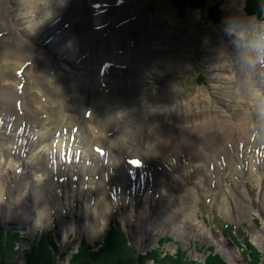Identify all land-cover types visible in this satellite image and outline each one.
<instances>
[{"label":"bare ground","instance_id":"obj_1","mask_svg":"<svg viewBox=\"0 0 264 264\" xmlns=\"http://www.w3.org/2000/svg\"><path fill=\"white\" fill-rule=\"evenodd\" d=\"M234 16L245 21L242 12ZM196 17L191 15L185 22L148 17L139 0H0V142L7 139L14 145L5 152L19 163L16 169L11 160L6 165L7 158L0 159L1 193V178L10 168L17 180L18 169L30 174L28 168H34V179L26 182L34 194L35 189L50 187L48 172H54L56 163L65 169L63 179L72 176L70 183L60 179L59 185L74 187L79 179L93 181L102 166L109 171L115 159L131 157L129 164L137 165L136 176L128 179L135 200L143 193L146 177L168 172L167 188L176 193L164 194L161 205L183 204L177 194L192 197L191 189L202 194L205 185L227 182L234 185L233 198L245 202L246 175L258 179L254 160L264 164V124L256 116L257 103L264 106V96L259 101L253 98L234 51L225 48L214 56L213 78L232 101L226 99L219 110L208 112L205 96L184 98L170 87L152 95L144 90L149 79L190 68L184 34L191 31ZM47 39H53L50 46H45ZM71 148L82 150L83 169L63 161L71 156ZM96 151L108 155L107 166L97 159L85 160ZM178 173L181 177L174 175ZM13 175L9 172L11 179ZM119 175L109 176L113 180ZM160 185L163 188V182ZM159 187L148 189L156 188L158 193ZM88 196L84 203H89ZM126 198L121 207L129 208ZM43 201L37 198L36 216L47 210L36 209L46 205ZM96 201L100 210L107 209L104 199ZM73 211L79 213L78 208Z\"/></svg>","mask_w":264,"mask_h":264},{"label":"rangeland","instance_id":"obj_2","mask_svg":"<svg viewBox=\"0 0 264 264\" xmlns=\"http://www.w3.org/2000/svg\"><path fill=\"white\" fill-rule=\"evenodd\" d=\"M139 3L148 17L155 15L165 20L172 18L185 22L191 15L197 16L194 25L191 26V31L184 34V53L191 63L190 68L180 73L167 72L157 78L147 80L144 83L145 93L152 95L170 87L179 91L184 98L205 96L207 104L204 108L208 112L221 109L228 101L231 103L224 88L219 89L213 78L214 56L225 48L233 52L236 43L234 38L225 31L224 22L235 17L234 12H242V18L245 21L250 12L264 17V0H139ZM231 5L233 8H229ZM36 37L39 38L40 35L37 34ZM51 40L53 41V39H47L45 46H50L53 43ZM19 106L21 103L18 104ZM6 140L0 142L2 145L0 159L7 158L6 147L13 148L14 146ZM61 143L63 147H66L65 141ZM54 145L55 149L58 148L59 142ZM63 149L62 154L66 152L65 148ZM73 152L67 159L63 157V161L68 160L69 164L76 163L79 167L81 166L79 156L82 155V150H73ZM10 154L11 151H8V155ZM107 156L105 152L96 151V154L91 153L85 160L97 159L98 163L101 165L106 163L107 166L109 162ZM15 157L11 159L8 157L6 165L11 160L10 162L17 169L19 163L12 162ZM129 159L134 160L131 157ZM129 159H115L109 171L102 166L97 170L98 175L93 181L88 183L87 178V181L82 179L80 183L79 179L74 187L71 184L66 185L67 187L59 185L60 179L62 183H70L72 176L68 175V172V177L63 179L61 175L65 169L62 170L63 167L60 168V165L56 163L54 172L50 171L51 174L48 172L51 180H49L50 187L45 190L42 187L40 190L35 189L34 194L31 193L34 189L29 187L28 189L26 186V182L31 183L35 177L33 167L28 168L30 174H23L18 169V180L13 175L15 170L8 169L7 175L3 174L1 178L3 185H1L2 193L0 190V195H2L0 197V218L3 225L6 229H18L25 236L19 246L22 250H31L37 245L40 236L44 233L50 234L51 243L58 250V252L54 251L57 264H70L73 256H77L81 248H84V242L88 243L91 252L100 250L111 227L115 225L122 229L137 255L147 256L154 250L161 249L164 256L185 253L194 264H205L211 255L219 257L227 264H250L249 256L251 255L255 264H264L263 163H259L257 159L254 160L256 164L253 170L258 179H248L246 175V187L242 188H247L249 194H246L245 202L233 198L234 185L232 187V182H227V185L212 183L211 186L205 185L206 191L202 194L195 189H191L193 191L191 196H195L190 197L188 193H184L189 198L182 197L184 196L182 193L177 194V201L183 200V204L176 203V206L171 207L167 202L160 204L161 197L164 194L168 195L171 191L165 182L170 180L168 172L156 177L150 174L149 177L152 175V178L149 180L153 184L148 183L149 180L146 177L145 183L142 184L144 185L142 197L135 200V196H132V192L135 191L130 190L132 183H129L128 179H132V174L136 176L137 165L132 163L130 165ZM188 160L192 158L189 157ZM228 160L229 158L226 159ZM31 161L32 159L28 162L31 163ZM81 163L84 166V163ZM52 166L50 165V168ZM82 166L81 169H83ZM67 167L71 169L70 166ZM9 172H12L13 179L9 177ZM118 173L119 178L111 180L109 175L116 176ZM179 173L174 175L181 177ZM236 174L239 175L238 171ZM74 180L76 181L75 177H73ZM122 182L126 183L125 186H122ZM161 182H163V188L160 185ZM112 183L121 186L116 188ZM99 184L103 186L102 190H98ZM152 185L153 187L160 185V192L154 193L156 188L149 191L148 188ZM131 188L135 189L134 185ZM172 192L176 193V191ZM117 193L121 200L127 197V205L131 203V207H121V200H117ZM86 194H89V203H84ZM97 197L105 200L107 209L104 211L96 205L98 204ZM37 198L44 199L43 203L46 205L43 207L38 205L36 209L47 208V210H41V213L36 216L34 206L37 204ZM234 202L238 204V207L232 204ZM77 208L79 213L73 211ZM227 224L230 228H227ZM229 255L232 256V262L229 260ZM21 264L24 262L22 261ZM148 264L156 263L150 260Z\"/></svg>","mask_w":264,"mask_h":264},{"label":"trees","instance_id":"obj_3","mask_svg":"<svg viewBox=\"0 0 264 264\" xmlns=\"http://www.w3.org/2000/svg\"><path fill=\"white\" fill-rule=\"evenodd\" d=\"M226 226L230 228L228 224ZM24 237L18 229H6L0 218V264H21L22 261L24 264H57L54 251L58 252V250L52 245L50 234L44 233L40 236L37 245L31 250H22L19 247ZM84 243L85 250L81 248L79 254L73 256L70 264H148L150 260L156 264H194L185 253L164 256L161 249L154 250L147 256L137 255L126 235L117 225L111 227L100 250L91 252L88 243ZM251 257L250 255V264H255ZM205 264L227 263L211 255Z\"/></svg>","mask_w":264,"mask_h":264},{"label":"clouds","instance_id":"obj_4","mask_svg":"<svg viewBox=\"0 0 264 264\" xmlns=\"http://www.w3.org/2000/svg\"><path fill=\"white\" fill-rule=\"evenodd\" d=\"M255 17V18H254ZM225 31L236 41L234 58L246 83L253 90V98L264 96V17L248 13L246 21L231 17L225 22ZM258 122L264 124V106L257 103Z\"/></svg>","mask_w":264,"mask_h":264},{"label":"snow or ice","instance_id":"obj_5","mask_svg":"<svg viewBox=\"0 0 264 264\" xmlns=\"http://www.w3.org/2000/svg\"><path fill=\"white\" fill-rule=\"evenodd\" d=\"M90 115V114H89ZM134 163H139V161L137 160V161H134Z\"/></svg>","mask_w":264,"mask_h":264}]
</instances>
